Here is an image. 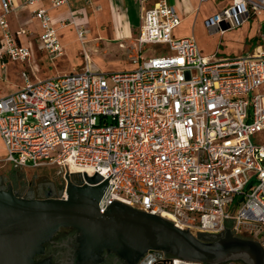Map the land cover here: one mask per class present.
<instances>
[{
  "label": "built area",
  "instance_id": "1",
  "mask_svg": "<svg viewBox=\"0 0 264 264\" xmlns=\"http://www.w3.org/2000/svg\"><path fill=\"white\" fill-rule=\"evenodd\" d=\"M41 1L22 0V7L39 24L38 50L55 63L65 55L58 31L73 27L84 46L87 17L82 10L53 21L49 9L37 7ZM67 5L50 0L51 9ZM15 11L13 0H0L2 69L4 60L34 56L33 41H21L31 34L10 29ZM261 16L264 0H231L206 25L222 34ZM180 24L167 0L143 11L132 49L119 44L136 66L131 72L101 73L87 50L78 71L45 79L23 71L21 85L0 97V164L52 167L78 185L86 184L83 175L103 182L111 176L100 214L116 201L161 218L170 214L195 237L229 230L264 251V145L253 143L264 133V46L218 62L202 56L194 37L176 38ZM146 47H155L148 58ZM30 70H37L32 63Z\"/></svg>",
  "mask_w": 264,
  "mask_h": 264
},
{
  "label": "water",
  "instance_id": "2",
  "mask_svg": "<svg viewBox=\"0 0 264 264\" xmlns=\"http://www.w3.org/2000/svg\"><path fill=\"white\" fill-rule=\"evenodd\" d=\"M75 176L65 175L62 192L66 199H45L43 201H17L13 193L0 191V264H15L16 245L26 236L37 234L60 226H76L90 231L101 227L113 229L115 249L120 251L150 250L169 254L174 261L188 264H255L251 256L258 259L257 264H264V251L252 241L234 237L225 230L218 243L208 244L207 239L216 237L199 235L178 229L170 221L159 216L145 214L128 206L113 201L99 213L98 202L108 186L98 175H83L84 185L72 181ZM119 207L127 215H114L112 210ZM112 239V238H111ZM10 249L7 253H5ZM148 258L139 264H152ZM255 262V261H254Z\"/></svg>",
  "mask_w": 264,
  "mask_h": 264
},
{
  "label": "rangeland",
  "instance_id": "3",
  "mask_svg": "<svg viewBox=\"0 0 264 264\" xmlns=\"http://www.w3.org/2000/svg\"><path fill=\"white\" fill-rule=\"evenodd\" d=\"M217 1L223 3L216 6L212 0L208 1L204 5L199 16L182 23L174 31V36L176 38L194 37L203 56H214L215 61L218 62L240 58L250 53L251 49L254 47L258 49L260 43L264 46V40H262V37H264V18L262 17L252 18L247 24L240 27L241 29L226 30L222 34L215 27H207L205 19L211 17L218 11H222L226 5L229 6L231 3L230 0ZM88 15L93 14L89 12ZM68 28H71L73 31L71 29L65 30L61 38V44L65 49V55L55 62V64L49 61L48 56L44 52L38 50V43L36 41L32 42V52L34 56L29 62L19 63L8 61L5 69L0 70V95L14 91L16 86L21 85L19 76L23 70H26V73L31 75V77L32 73L37 76L40 75L41 77H46V75L50 77L56 74L57 71H64L66 73L72 72L73 70L78 71L84 66L83 50L89 52L91 63L95 65L101 73L111 75L131 72L136 69V66L129 62L126 51L120 49L118 43L111 41L110 36L108 37L105 32L101 34L97 33V31L95 32L93 24H88L87 26L89 33L86 36V44L84 46H81L76 40L75 29L73 27ZM32 29L33 27H30V30ZM30 33L31 32H29V34ZM65 44H68L67 48H65ZM126 45L130 50L132 49L131 40L128 41ZM154 49L155 47H146L144 56L148 58ZM4 62H6V60H4ZM31 63L33 67H38V70L32 72L30 70ZM253 143L264 145V133L258 135L253 140ZM1 148L2 145L0 143V157H3ZM27 170L29 172L33 171L30 167H28ZM34 173L44 175L52 182L59 181L56 172L51 168L35 170ZM28 175L31 176L32 173H28Z\"/></svg>",
  "mask_w": 264,
  "mask_h": 264
},
{
  "label": "flooded vegetation",
  "instance_id": "4",
  "mask_svg": "<svg viewBox=\"0 0 264 264\" xmlns=\"http://www.w3.org/2000/svg\"><path fill=\"white\" fill-rule=\"evenodd\" d=\"M12 191L17 201L56 200L62 196L63 184L44 183L35 187L33 184L22 182L16 184L0 183V191ZM65 200V199H63ZM114 215H127L128 212L115 207ZM109 227H101L90 231L76 226H60L37 234L24 237L15 247L10 258L15 264H139L144 259L154 258L152 264H164L167 259H174L172 255L159 253L155 258V251L150 250L120 251L114 248L113 235ZM112 238V239H111ZM220 237L207 239L208 244L218 243ZM8 249L5 253H7ZM253 263L258 259L251 256ZM255 261V262H254Z\"/></svg>",
  "mask_w": 264,
  "mask_h": 264
},
{
  "label": "crops",
  "instance_id": "5",
  "mask_svg": "<svg viewBox=\"0 0 264 264\" xmlns=\"http://www.w3.org/2000/svg\"><path fill=\"white\" fill-rule=\"evenodd\" d=\"M67 1H68V5L61 7L64 9L61 8L51 9L50 0H42L37 5V7L49 9V14L53 21H58L60 19H67L69 17V13L80 12L83 10L86 14L88 24L89 25L93 24V26L95 27V32L97 31V33L99 34L105 32L108 35V37L110 36L111 41L118 43V47H119V44L124 43L126 45L128 41L134 38L137 28L139 26V20L142 12L147 9H151L157 0H146L142 4L135 3L131 0H91L92 3L90 8H86L84 6L83 0H67ZM208 1L210 0H167V3L168 5L172 6L175 9L182 24L193 18L194 19L197 18L199 14L202 12L204 5ZM212 1L215 3L216 6L223 3L217 0H212ZM13 2L16 11L14 15H11L9 17L10 29L12 31L25 29L28 32H31L30 33L31 36L24 37L21 39L22 43L26 44L28 43L29 40L33 41L38 35H40L41 31L39 28V24L37 21L31 18V14H30L31 8L22 7V0H13ZM97 7L100 8L99 11L96 10ZM226 7L228 6L226 5L222 10H224ZM89 12L92 13L93 15H88ZM220 12L221 11H218L214 13L211 17L205 19V23H207L214 15ZM261 17L264 18V16ZM30 27H33V29L30 30ZM68 29L71 28L60 29L58 31L60 43H61V38L63 36V32ZM67 46L68 44H65V48H67ZM254 49L255 47L251 49L250 53H253ZM257 51H259V48L257 49ZM6 63L8 62H5V66ZM4 69L1 68V61H0V70H4ZM36 69L38 70V67H36ZM23 71H21V73ZM73 71H77V70H73ZM24 72H26V70ZM68 73L64 71H57L56 74H53L50 77L47 75L46 77H41L40 75L38 76L34 75V76L37 79H45V78H51L57 75L68 74ZM18 87L19 86H16V89ZM8 93H4L0 95V97H3ZM2 154L4 156L3 150H2ZM2 158L3 157H0V159ZM47 168H51L56 172V169L52 167L32 169L33 171L29 172L27 168L18 169L16 167H13L12 165L0 164V183L2 182L4 184L11 183L20 186L22 182H27L28 184H33V186L38 187L43 185L44 183L50 182L56 185L58 184V186H60V184L63 181L58 175L57 176L59 177V181L52 182L49 178L45 177L44 175L34 173L35 170L47 169ZM28 173H32V175L29 176Z\"/></svg>",
  "mask_w": 264,
  "mask_h": 264
},
{
  "label": "bare ground",
  "instance_id": "6",
  "mask_svg": "<svg viewBox=\"0 0 264 264\" xmlns=\"http://www.w3.org/2000/svg\"><path fill=\"white\" fill-rule=\"evenodd\" d=\"M162 217L169 220V221H172L174 222L178 227H182L181 224H179L178 222L175 221V218L173 216H171L170 214H167V213H163L162 214ZM194 233V232H192ZM193 235V234H192ZM234 236V235H233ZM235 237V236H234ZM238 238V237H237ZM149 261H151V259H149ZM174 264H188V263H181L179 261H174Z\"/></svg>",
  "mask_w": 264,
  "mask_h": 264
}]
</instances>
